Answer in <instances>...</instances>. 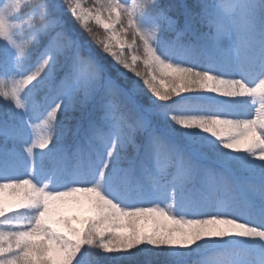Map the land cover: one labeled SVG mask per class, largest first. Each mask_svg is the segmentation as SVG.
Segmentation results:
<instances>
[{"label":"snow or ice","instance_id":"6c2138e0","mask_svg":"<svg viewBox=\"0 0 264 264\" xmlns=\"http://www.w3.org/2000/svg\"><path fill=\"white\" fill-rule=\"evenodd\" d=\"M96 2L0 7V264H264V0ZM90 102L69 152L59 116Z\"/></svg>","mask_w":264,"mask_h":264},{"label":"trees","instance_id":"16d2710c","mask_svg":"<svg viewBox=\"0 0 264 264\" xmlns=\"http://www.w3.org/2000/svg\"><path fill=\"white\" fill-rule=\"evenodd\" d=\"M6 2V0H0V6ZM185 3L189 5L193 11H199L198 4L199 0H156V3L163 9L169 10L168 15L172 17H177L178 16V11L175 8V5L178 3ZM61 3V0H56L57 7L59 8ZM32 11V8L30 7H24L21 9L20 13H15L13 14V17H10V22H18L21 19H26V14L30 13ZM64 20L66 21V25L70 30L74 31V34L78 36V38L85 44L86 49L90 50L95 57L101 61L104 65H111V58L106 56L104 53L101 52V50L97 47V45L91 40L89 35L81 29V27L71 19L70 14L67 12L63 13ZM182 27V25H180ZM101 33H103V29H97ZM201 31H207L206 28H201ZM163 37L166 40H174L176 38L175 33H171L170 31H165L162 33ZM30 36V33L26 28L20 29L17 32V39L18 40H26ZM128 40L130 41L132 39V34L128 33L127 34ZM181 41L184 43H189V42H195V37L191 33L185 34L183 37H181ZM139 45V41L137 42ZM40 48L37 47L33 50V56L36 57L39 55ZM138 55H142V49H140L139 52H137ZM3 54V43L0 42V56ZM112 75H116L115 71L112 70L111 72ZM45 92L47 89L44 90ZM43 94V93H41ZM56 94L55 90L52 92H49V96H54ZM8 110V106L6 103L0 99V116L3 115L4 112ZM101 113L95 110L94 108V102H90L86 108H81L79 105L76 106L75 110L62 113L59 116V119L61 121L62 127L66 129L67 135L65 137V144L68 147V151L71 152L75 146L77 140L80 138V135L83 132V129L87 126V123L89 120H99ZM79 125V132L77 131V126ZM143 142V136L141 134L137 135V143H142ZM126 155L129 158H132L135 155V150L134 148H130L126 150ZM204 163L212 166V167H218V165L214 164V162L209 159L204 161ZM135 259V264H145V261L150 260L151 264H165V260L162 259H157L154 256H152L150 253L145 254V253H140ZM193 259H199L198 257H194ZM100 260L102 264H128L127 261H124L122 263H116L113 262L111 263L107 259L106 254H101Z\"/></svg>","mask_w":264,"mask_h":264},{"label":"rangeland","instance_id":"374dc122","mask_svg":"<svg viewBox=\"0 0 264 264\" xmlns=\"http://www.w3.org/2000/svg\"><path fill=\"white\" fill-rule=\"evenodd\" d=\"M83 4L86 6V7H88V8H91V9H95L96 7H97V2H96V0H83ZM117 27H119V26H117ZM171 33H175V32H172V31H170ZM127 39H128V37H126ZM128 51V54H129V56H131L133 53H132V51L131 50H127ZM135 54H137L138 55V53L136 52ZM128 76H129V78L130 79H135V77H133L132 76V74L131 73H129L128 74ZM130 148H132V146H128L127 147V149L126 150H128V149H130ZM128 157V156H127ZM137 251H139V250H137ZM107 255V259L111 262V263H113V262H116V261H113V260H111L109 257L110 256H112V255H115V254H106ZM120 255H127V254H120ZM155 258H157V259H162V260H165V257H163V256H154ZM122 262H124V261H120L119 263H122ZM116 263H118V262H116Z\"/></svg>","mask_w":264,"mask_h":264},{"label":"clouds","instance_id":"9594fccd","mask_svg":"<svg viewBox=\"0 0 264 264\" xmlns=\"http://www.w3.org/2000/svg\"><path fill=\"white\" fill-rule=\"evenodd\" d=\"M10 4H11V0H6V2H4L2 4V6H0V7H5L7 14L13 15V14H15V10L10 7Z\"/></svg>","mask_w":264,"mask_h":264}]
</instances>
